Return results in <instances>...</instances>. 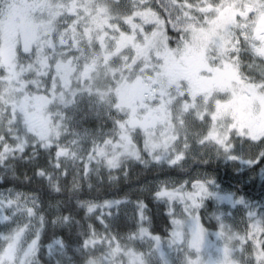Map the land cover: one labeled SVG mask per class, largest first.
Masks as SVG:
<instances>
[{
  "label": "snow or ice",
  "instance_id": "obj_1",
  "mask_svg": "<svg viewBox=\"0 0 264 264\" xmlns=\"http://www.w3.org/2000/svg\"><path fill=\"white\" fill-rule=\"evenodd\" d=\"M189 155L264 163V0H0V168L43 190L0 191V264H205L204 219L217 264H264V214L207 174L156 186L166 240L143 200L90 195L105 171ZM210 198L246 216L205 217Z\"/></svg>",
  "mask_w": 264,
  "mask_h": 264
},
{
  "label": "trees",
  "instance_id": "obj_2",
  "mask_svg": "<svg viewBox=\"0 0 264 264\" xmlns=\"http://www.w3.org/2000/svg\"><path fill=\"white\" fill-rule=\"evenodd\" d=\"M264 165L255 164L252 168L241 167L240 171H233L224 165H220L213 162H203L202 159H191L189 162L183 165V167L176 166L170 168L167 165L160 166L155 164H149L148 166L139 164L137 162H129L128 165L118 172H113V179H109L107 172L105 171L102 175L101 180H97L96 177L92 178L93 189L91 190V197H99V201L104 199H114L128 197L135 200L141 199L148 206V215L152 220L151 231L154 234L160 235L161 237H167L168 230H170V221L167 216L166 206L162 202H157L154 200L153 195L154 191L149 190L147 192H142L141 187L148 186L149 184L156 183L162 180H186L192 174H195L196 171L200 170H212L217 174L218 181L229 187L233 191L239 193V195L244 198L250 197L246 200L249 205H253L258 197L264 195V186L258 184V174L257 169ZM27 172L29 176L32 175L31 170L20 167L16 175L19 179H15L12 175H8L7 178L4 177L3 169L0 168V190L5 188H16L19 191L30 192L31 190H36L37 192H42L43 190L35 183H29L27 180H24L23 173ZM127 173V175H125ZM195 176V175H194ZM135 191V194L130 192ZM84 192L88 193L89 189L87 185L84 186ZM251 200V202H250ZM208 200V203H210ZM263 207L258 208L260 210ZM83 212H81V215ZM204 215V214H202ZM203 223L205 227H212L214 223H209L208 220L204 219ZM99 227L98 222H96ZM129 227H134L132 221L129 220V217L123 213L119 214L117 220L112 221L113 231L116 232H126ZM60 233L61 238L64 233L59 229L57 230ZM48 237L51 235V228L47 229ZM48 237H43L46 242H50ZM47 257H45L46 259Z\"/></svg>",
  "mask_w": 264,
  "mask_h": 264
},
{
  "label": "rangeland",
  "instance_id": "obj_3",
  "mask_svg": "<svg viewBox=\"0 0 264 264\" xmlns=\"http://www.w3.org/2000/svg\"><path fill=\"white\" fill-rule=\"evenodd\" d=\"M191 159H194V158L191 155H189L188 157H186V159L184 161L181 162V164L184 165L187 162H189ZM195 159H202V160L206 159L209 162L224 165L225 167H227V168H229L235 172L242 170L241 167H243V166H245V167L250 166V168H252L253 165H255V164H253V165H247V164L242 165L239 163V161H231V160H225L223 158H215V157L214 158L197 157ZM118 171H120V170H115L114 172H118ZM203 174H207L212 179H214L215 184L217 186L216 192H217L218 196H220V197H234L237 199L242 198L245 201L250 199V197L244 198L243 196L239 195V193H237L236 191H233L229 187H226L225 185L221 184L218 181L217 174L215 172H213L212 170H210V171H208V170L196 171L195 174H192L186 180L190 179L194 175L197 176V175H203ZM257 174L259 177L258 184L260 185V187H261V185L264 186V165H262L261 167H259L257 169ZM186 180H182V181H186ZM172 181H178V180L174 179ZM160 182L161 181H158L156 183L149 184L148 186L141 187L140 190L142 192H147L149 190L154 191L156 186ZM176 186L178 187L179 184H177ZM189 187H190V185H189ZM0 191H2V190H0ZM130 193L136 195L135 191H132ZM123 199H128V200H131L133 202L136 201L135 198L132 199V198H128L127 196L122 197V198L108 199V200H123ZM208 200H211V201H209L210 203H208ZM102 201H100V202H102ZM250 202H251V200H250ZM133 206H134V204L133 205H127V206L122 205L121 209H120V213H123L126 216H128L129 220H130V217L132 215ZM252 206L254 207L255 210H257L261 214H264V195H261V197H258L257 202L254 203ZM260 207H263V208L258 210V208H260ZM166 209H167V207H166ZM167 211H168V209H167ZM113 212L115 214V209L113 210ZM201 213L204 214L205 217L211 216L213 213H215L217 215H219L221 213H225V214L230 213V215H228V220L230 223L235 224V225H239L242 218H244L246 216V210L245 209H243L239 206L233 207V205L228 203L227 201H221V200H216V199H212V198L207 199L205 201V206H204V208L201 209ZM211 222L214 223V226L206 227V231L209 235L207 237L206 243H205L203 250H202V253H201L202 259L204 260L205 264H217V261H219L221 259L220 249L222 247V242L218 241L214 235V233L216 231H218L215 220H212ZM240 227L243 228V225H240ZM162 239L166 240L167 237H162Z\"/></svg>",
  "mask_w": 264,
  "mask_h": 264
},
{
  "label": "flooded vegetation",
  "instance_id": "obj_4",
  "mask_svg": "<svg viewBox=\"0 0 264 264\" xmlns=\"http://www.w3.org/2000/svg\"><path fill=\"white\" fill-rule=\"evenodd\" d=\"M83 126L86 128H93L96 126V121L90 119V120L86 121ZM256 202H257V200H256Z\"/></svg>",
  "mask_w": 264,
  "mask_h": 264
}]
</instances>
